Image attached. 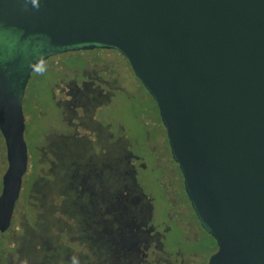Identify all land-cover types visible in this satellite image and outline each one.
<instances>
[{
  "label": "water",
  "instance_id": "obj_1",
  "mask_svg": "<svg viewBox=\"0 0 264 264\" xmlns=\"http://www.w3.org/2000/svg\"><path fill=\"white\" fill-rule=\"evenodd\" d=\"M0 28L120 53L156 104L209 264H264V0H0ZM39 62L35 63V67ZM25 120L0 74V233L27 171Z\"/></svg>",
  "mask_w": 264,
  "mask_h": 264
},
{
  "label": "flooded vegetation",
  "instance_id": "obj_2",
  "mask_svg": "<svg viewBox=\"0 0 264 264\" xmlns=\"http://www.w3.org/2000/svg\"><path fill=\"white\" fill-rule=\"evenodd\" d=\"M89 51H102L104 54L98 60L85 59L83 66L78 69L69 70L59 63L52 65L49 69L50 75L60 74L58 76L61 77L58 85L56 86V83L55 88L51 90L53 96L56 88L59 89L62 99L56 105L65 107V111L69 112L72 118L76 116L77 109L85 115L93 106L96 108L109 102L111 98H114V92L129 97L127 90L120 86L119 81H114L113 77L108 80L98 79L97 86L94 88L88 84L91 77L97 79L101 72L105 75L108 73L113 75L115 70L109 67L117 68L115 75H123V67L129 68L125 58L115 50L100 47L57 50L50 48L43 39H22L19 33L0 28V74L3 75L7 88L18 97L21 108L31 75L38 66L54 58ZM111 55L115 56L114 60L110 59ZM37 62L39 63L33 67ZM75 77H79L80 81L75 80ZM131 85L137 89L138 81L132 82ZM154 105L156 106L155 103ZM156 113L159 115L157 107ZM158 115L148 112L142 119L145 125L153 123V136L145 131L144 137L147 148L153 155V162L127 152L129 144L126 143L123 144L125 153L119 158L111 159L110 156L109 161L100 158L94 165L82 163V171L77 170L75 173H71L67 166L61 175L69 181L73 193L76 194L75 201L84 215L86 230L91 229L93 233L103 238V249H97L94 256L95 254L100 256L99 251H103L106 264H209L204 259L210 250L208 242L211 240L215 244V241L202 228L186 195L182 174L171 155L161 120L157 121ZM152 116L156 117L155 122H152ZM95 120L98 123L99 119ZM69 126L70 123L67 124V121L50 123L51 134L48 136L51 138L52 148H55V141L58 140L62 145L74 144L79 134L76 133V128L72 129L71 126L68 128ZM68 129L71 133L64 134L63 132ZM107 132L105 133L108 136L103 145L107 150L109 149L111 155L112 152L120 150L122 140L111 134L110 127L107 128ZM119 132H121L120 129ZM0 144L5 154L6 148L1 133ZM2 159L4 160L3 154ZM28 168L27 160V171ZM148 172L150 177L156 175L154 181L152 178L147 179L149 184L158 189V195L155 192L154 196L147 186L146 176L142 175ZM156 198L159 199L158 202ZM11 225L7 232L0 235L9 233ZM58 225L49 223L48 226H54L57 230L55 234L57 236L44 237V240L50 238L49 240L60 244L58 236L72 229V226L66 229ZM44 228L43 225V233ZM89 241L92 242L91 238ZM71 242L75 244V239L72 238ZM59 247L60 253H66L69 256L67 249H63V245L60 244ZM5 251L1 245L0 264H20L21 252L19 260V251L14 249L13 254H10L12 263H8L5 260L7 255ZM215 252L210 253L215 254ZM55 253L51 257L41 255V261L40 258L34 261L36 264H55L60 254L58 251ZM59 262L64 264L61 263V259ZM85 262V259L77 256L73 262L70 258L66 264H85Z\"/></svg>",
  "mask_w": 264,
  "mask_h": 264
},
{
  "label": "rangeland",
  "instance_id": "obj_3",
  "mask_svg": "<svg viewBox=\"0 0 264 264\" xmlns=\"http://www.w3.org/2000/svg\"><path fill=\"white\" fill-rule=\"evenodd\" d=\"M103 54L102 51H89L83 54L54 58L42 63L31 75L30 84L22 105L25 118L24 142L28 151L29 168L22 179V189L15 206L11 229L9 233L0 235V246L3 245L4 250H6L4 252L7 253L5 260L8 263H12L10 254H13L14 249L19 251V260L21 252L22 260L20 264H36L34 260L40 258L41 261V255L51 257L56 254V251L60 253L59 245L61 244L64 250L67 249L70 257L66 253H60L55 264H60V259L61 263L64 264L70 258L73 262L77 256L85 259V264H106L103 251H99L101 252L100 256L97 254L94 256L97 249H103V238H100L89 228L88 231L86 230L83 220L84 215L75 201L76 194L73 193L69 181L61 175L67 166H69L71 173H75L77 170L82 171V163L94 165L100 158L106 161H109L110 156L111 159L119 158L125 153L123 144L126 143L129 144L127 152H132L147 161H154L144 139L145 131L150 132L153 136V123L145 125L142 119L148 112L155 113V116L158 115L156 106L132 74L130 66L129 68L123 67V75L120 74L121 76L115 75L116 67H109L115 70L113 75L110 73L105 75L101 72L97 79L91 77V81L88 83L94 88L97 86L98 79L108 80L113 77L114 81H119L120 86L127 90L129 97L114 92V98H111L109 102L96 108L91 106L92 108L85 115L77 109L76 116L73 118L69 112L65 111V107L56 105L62 98L59 95V89L56 88L53 96L51 90L55 88L56 83V86L58 85L61 77L58 76L60 74H49L52 65L59 63L69 70L78 69L83 66L85 59L98 60ZM114 58V55L110 56L111 60H114ZM76 79L78 82L80 81L79 77H75ZM135 81H138L139 88L137 87V89L131 85ZM155 116H152V122L156 121ZM96 118L99 119L98 123H96ZM158 119L160 120L159 115L157 121ZM52 121L58 123L67 121L72 129L76 128L75 131L79 136H77L74 144L66 143L62 145L61 141L58 140L55 141V148L51 147V138L48 135L51 134L49 127ZM108 127H110L113 136L122 140L120 150L112 152L113 155H110L109 149L107 150L103 145L108 136L105 133ZM119 129L121 132H119ZM67 132L71 133V130L68 129L63 133L67 134ZM4 152L0 144V194L2 179L7 171L6 153L4 154ZM148 174L149 172L142 175L146 176L147 186L154 196L155 192L158 195V189L149 184L147 179L152 178V181H154L156 175L150 177ZM158 201L159 199L156 198V202ZM51 222L56 225L60 224L66 229L72 226L71 230L58 236L60 244L49 240L50 238L44 240V237L57 236H55L57 230L54 229V226H48ZM43 225L45 226V234L43 233ZM47 226L49 227L48 231L46 230ZM72 238L75 239V244L71 242ZM90 238L92 242L89 241ZM104 240L106 242V238ZM209 241L211 242H208L210 250L204 258L208 262L216 254L215 250L217 248L216 243L213 244V241ZM210 252H215V254Z\"/></svg>",
  "mask_w": 264,
  "mask_h": 264
}]
</instances>
